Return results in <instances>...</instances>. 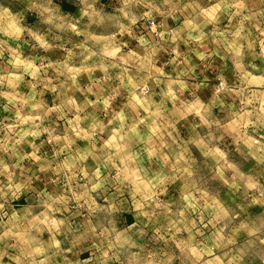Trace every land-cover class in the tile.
<instances>
[{
  "label": "clouds",
  "instance_id": "9594fccd",
  "mask_svg": "<svg viewBox=\"0 0 264 264\" xmlns=\"http://www.w3.org/2000/svg\"><path fill=\"white\" fill-rule=\"evenodd\" d=\"M0 264H264V0H0Z\"/></svg>",
  "mask_w": 264,
  "mask_h": 264
}]
</instances>
